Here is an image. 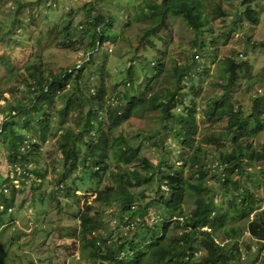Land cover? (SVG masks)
<instances>
[{
  "label": "rangeland",
  "instance_id": "obj_1",
  "mask_svg": "<svg viewBox=\"0 0 264 264\" xmlns=\"http://www.w3.org/2000/svg\"><path fill=\"white\" fill-rule=\"evenodd\" d=\"M129 1L0 0V108L2 110L0 124L7 118L10 106L31 102L33 97L31 88L36 84L34 74L39 71H42L45 77H54L69 68L82 67L91 59L80 80L82 81L84 77L86 85L94 87L95 82L91 78H96L95 74L102 73L107 93L111 94L116 87H128L127 83L123 84V80H130L127 77L129 74L127 69L131 65L134 64V68H136L135 63L138 66L139 63L142 65L146 60V54H149L148 60L153 58L150 48L153 42L156 50L165 52L167 68H170L175 61L185 65L192 55L198 52L193 44L195 33L180 18H172L167 27L158 32L157 40L152 41L154 37L149 34L151 38L149 44L140 45L139 27H147L148 23L136 22L132 28L124 27L129 17L134 19L135 4L132 6ZM132 2L135 3L134 0ZM240 3V0H213L207 6L212 30L205 36L209 42L213 39L215 43L213 49L200 51L195 57L198 64L194 83L198 88L195 101L199 110L197 114L199 130L191 147L184 146L173 132L164 133L162 148L154 145L159 142L156 138L150 143L146 142L139 133H148L159 125L158 114L153 112L148 113L146 120L137 118L126 121L110 129L109 132L113 140L123 142L124 138H128L158 165L161 164L162 157H167L168 166L162 165L160 171L163 173L173 168L172 170H178L188 179L190 185L185 189L183 201L185 215H192L199 198L213 204L217 210L215 214L213 213L214 220L220 209L226 212L223 223L215 225V238L221 245L227 244L230 247L236 239L229 238L228 241L225 239L226 235L230 237L228 231L232 232L234 229L240 235L238 238L241 246L240 257L228 264H264V248L261 249L259 239L252 237L249 232V223L253 220L255 212L247 218L240 219L238 216L243 202L240 192L233 195L225 193L219 185L220 182L214 178V174L217 173L213 170V164L218 160L220 153H228L236 147L233 136L228 130L230 125L227 119L212 124L205 119L203 113L208 102H213L226 93L224 89L226 76L221 62L227 57H232L239 63L237 80L230 88L236 106L241 107L248 114H253L256 113L254 100L264 99V0H258L254 5L260 16L258 24L249 22L245 14L239 19L236 9ZM219 6L225 8L227 15L219 16L220 12L216 11ZM99 14L103 16L101 24L108 21V18H113L111 27L108 28L105 24L101 32L95 25H90L91 20L98 18ZM100 39L103 41L102 47L98 43ZM137 48L139 53L135 54ZM102 66L103 70L99 73ZM151 66L149 65L150 69ZM203 66L208 73L203 71ZM132 76L137 77V72ZM163 79L164 77L158 78L159 82ZM100 83L101 80L98 81V84ZM75 85L74 80H69L64 92ZM154 87L157 91L160 86ZM187 90L190 91L189 88ZM136 94V90L132 91V95L136 96ZM63 96L61 93L52 98L48 96L38 99L37 105L41 109L37 114V121H42L48 116L50 125L46 136H43L37 125H33L31 132L39 137L43 159L38 166L43 172L47 171V177L39 184L31 182L24 187L23 182L20 184L15 182L13 185L17 186H15L16 190L19 189L17 191H13L9 186L6 187L8 191L5 194L11 198L14 196L15 205L12 211L3 213V210H0V262L4 258L7 264H103L104 262L100 257L95 258L92 249L85 246L80 232L81 214L87 208V204H94L96 195L77 191V196L67 197L66 190L63 192L58 183L65 170V161L57 146L58 139L63 135V130L59 126L61 110L67 100ZM27 113L34 117L33 108ZM98 113L103 116L102 127L109 130L107 111L101 110ZM79 118L80 110L71 111L65 124V128H75L78 138L84 124L82 122L78 125ZM256 126L257 122L253 119L249 126V137L253 141L254 148L261 150L264 148V128L258 130ZM198 148H202L200 155L207 158L205 178L199 177L196 168H191L187 162V158L193 152H197ZM79 149V155L82 156L85 147ZM7 154L6 145L3 144L0 136V180H5L10 174V167L6 161ZM263 166V163L255 162L250 169L258 177V184L252 182L253 179H249L250 177L242 181L251 188L257 200L261 201L262 205L259 206L258 211L264 210V175L261 173ZM82 169L83 165L78 172L67 175L64 185L80 180L83 176ZM115 170V164L112 162L109 173ZM149 174H152V171ZM233 177L239 178L236 174ZM200 187L204 190L198 193L196 189ZM144 189L149 196L143 200L145 204L150 202L151 197L156 193L157 184L150 181L144 187L131 188L134 192H143ZM41 202L44 206L43 211H39L37 207ZM139 209L141 208L138 207L137 210ZM149 213L147 219L151 223L171 222V235L175 236L182 232L175 227L177 216L169 215L165 209L151 207ZM123 214L125 213L117 212L116 206L106 208V211L99 215L103 229L107 227L106 230H111L114 241H117L124 238L123 233L127 234L128 229L138 228V232H131L130 237L137 241L139 250L135 254L145 252L148 246L146 240L148 237H154V234L147 232L143 217L139 213L135 217L137 219L133 220L134 226L118 225L116 228L118 221L116 217H122ZM126 214L131 218L133 213ZM192 228H195L194 225L189 227L190 230ZM203 230L213 231V228L207 226ZM133 244L135 247L136 243ZM195 247L197 249L195 260L200 262L208 260L210 250L205 247L202 239L195 242ZM177 248L179 249L180 246ZM152 263L149 258L143 262V264ZM107 264L116 263L112 261ZM211 264H222V262Z\"/></svg>",
  "mask_w": 264,
  "mask_h": 264
},
{
  "label": "trees",
  "instance_id": "obj_2",
  "mask_svg": "<svg viewBox=\"0 0 264 264\" xmlns=\"http://www.w3.org/2000/svg\"><path fill=\"white\" fill-rule=\"evenodd\" d=\"M132 1L130 0L129 3L132 6L135 4L133 6L135 7L134 19L129 17L124 27L132 28L136 22L148 23L147 27H139L140 45L149 44L148 42L151 41L149 34L154 37L152 41L157 40L158 32L166 28L172 18H180L195 33L193 44L198 52L210 51L213 47L215 41L211 39L209 42L205 36L208 31L212 30L207 6L213 0H160L159 2L157 0H134L135 3ZM257 1L240 0L241 3L236 9L239 19L245 14L249 22L258 24L260 16L254 8ZM216 11L220 12L219 16H225L228 13L221 6ZM97 16L99 17L91 20L90 25H95L100 29V32L105 24L108 28L111 27L112 17L101 24L103 16L100 14ZM100 38L102 39L103 36L101 35ZM101 39L98 42L100 47L103 46ZM69 43H73V41H69ZM155 47L153 42L150 47L153 58L148 60L149 54H146V60L142 65L139 63L138 66L135 63L136 57L134 58L133 63L136 68H134V64L131 65L127 69L129 73L127 77L130 80L122 82L123 84L127 83L128 87H116L111 94L107 93L105 79L100 73L103 66L100 67V75L95 74L96 78H91L95 82L94 87L86 85L84 77L82 81L80 80L84 69L91 63V59L82 67L69 68L54 77H45L42 71L34 74L36 84L31 88L33 93L31 102L29 104L21 102L19 106H10L7 118L0 124V136L3 144L6 145L8 152L6 161L10 167L9 176L5 180H0V207H4L3 213L13 210L15 198L14 196L8 197L9 195H6L4 191L5 185L13 191L19 190H16V185H13V178L19 179L20 183L23 182L24 187L31 182L39 184L47 177V171L43 172L38 166L43 155L39 137L31 132V128L33 125H37L43 136H46L50 118L46 116L44 120L37 121V114L41 109L37 105L38 99L48 96L52 98L63 93V97L67 100L65 107L61 110L59 126L63 130V135L58 139L57 146L64 158L65 170L58 183L63 192L66 190L67 197L77 196V191H86L96 195L94 204H87V208L81 214L80 228L85 246L92 249L94 257H100L104 261L103 264L112 261L116 264H143L146 258L151 259L152 264H211L215 262L228 264L235 261L238 256L240 257L241 246L238 238L240 235L234 229L232 232L228 231L230 237L226 235L225 239L226 241L229 238L236 239L230 247L227 244L221 245L215 238V225L223 223L226 212L220 209L214 220L213 213L215 214L217 210L213 204L199 198L192 215H185L183 201L185 189L187 185H190L188 179L184 178L178 170H172L173 168L163 173L160 171L162 165L168 166L167 157H162L161 164L158 165L151 157L142 153V148L136 146L128 138H124L123 142L113 140L109 132L110 129H114L126 121L137 118L146 120L148 113L153 112L158 114L159 125L148 133H139L146 142L150 143L153 138H156L159 142L154 145L162 148L164 133L173 132L184 146L189 148L193 145L199 130L197 119L199 110L195 101L198 88L194 83L198 66L195 57L198 52L196 51L197 53L195 52L185 65H180L175 61L170 68H167L165 52L158 51ZM135 51V54L139 53L138 48ZM221 63L226 76L224 85L226 93L213 102H208L203 113L205 119L212 124L227 119L230 125L228 130L233 136V143L236 147L228 153L222 152L219 155L218 160L228 165L225 180L218 174H214V178L220 182L219 185L225 193L233 195L240 192V198L243 201L238 216L240 219L247 218L255 212L253 220L249 223V232L252 237L259 239L258 242L263 249L264 210L258 211L262 203L257 200L258 198L251 188L243 184L242 181L250 177L249 179H253L252 182L259 183L258 177L250 169L255 162L264 164V148L261 150L254 148L253 141L249 137V126L254 119L257 122L258 130L264 128V99L254 100L256 113L248 114L241 107L238 108L232 99L230 88L237 80L239 63L232 57L225 58ZM203 71L208 73L205 66H203ZM135 72H137V77L132 76ZM159 77H164L162 82H159ZM71 79L76 82V85L64 92ZM99 80H101L100 84H98ZM155 85L160 86L157 91L154 90ZM135 90L136 96L132 95V91ZM32 108L35 112L34 117L27 113ZM76 110H80L78 125L84 122L79 138L75 128H65L70 112ZM101 110L107 111L109 130H105L101 125L103 116L98 113ZM0 112H2L1 108ZM82 146L85 147V151L80 156L79 147ZM201 152L202 148H198L197 152H193L187 158V162L191 168H196V174L199 177L205 178L207 176V162H205L207 158L200 155ZM112 162H114L116 170L110 174L109 166ZM81 165H83L82 178L64 185L67 175L78 172ZM151 171L152 174H149ZM261 171L264 175V166ZM234 174L239 178L235 179ZM150 181L157 184V191L151 197L150 202L144 204L143 200L149 197L146 190L134 192L131 188L144 187ZM164 184L170 186L169 191L163 189ZM203 190L204 188L201 187L196 189L198 193ZM110 206H116L118 213H125L122 217H116L118 219L116 228L119 224L134 226L133 220L137 219L135 217L138 213L141 214L147 232L154 234V237L147 238L148 246H146L145 252L135 254L139 250L137 241L130 237L131 232H138V228L128 229L127 234L123 233L124 238L117 241H114L113 232L106 230L107 227H104V230L107 231L105 235L99 215L103 214ZM37 207L39 211L42 210L43 202L38 203ZM138 207L141 209L137 210ZM151 207H161L169 215L177 216L174 222L175 227L178 230L181 229L182 232L175 236L171 235V222L151 223L147 219ZM126 213L133 214L129 218ZM191 225L195 227L192 230L189 229ZM207 226L213 228V231L203 230ZM199 239H202L205 247L210 250L208 260L201 262L195 260L197 251L195 242ZM133 243H136L135 247ZM177 244L180 246L179 249ZM0 264H7L6 259H2Z\"/></svg>",
  "mask_w": 264,
  "mask_h": 264
},
{
  "label": "built area",
  "instance_id": "obj_3",
  "mask_svg": "<svg viewBox=\"0 0 264 264\" xmlns=\"http://www.w3.org/2000/svg\"><path fill=\"white\" fill-rule=\"evenodd\" d=\"M226 168H228V165L227 164H223L222 162H219V161H216V163H214L213 164V170H214V172L215 173H217L218 175H220L221 176V178H223V180H225V178H226V174H227V170H226ZM9 176V175H8ZM12 178H13V174H12V176H11ZM13 182L15 183V182H17V183H19L20 184V180L19 179H16V178H13ZM7 186L5 185L4 186V191L5 192H7L8 190H7V188H6ZM17 187V186H16ZM19 187V186H18ZM163 189L164 190H166V191H169L170 190V186H168L167 184H164L163 185ZM0 209L1 210H4V207H0ZM118 220V219H117ZM116 224H118V221H117V223ZM120 225V224H119ZM127 226H132V225H127ZM103 231H104V233H105V235H106V230H104L103 229ZM125 231H126V229H125Z\"/></svg>",
  "mask_w": 264,
  "mask_h": 264
}]
</instances>
